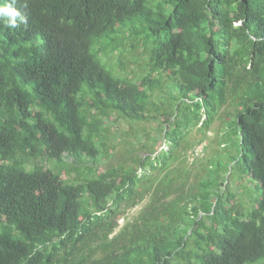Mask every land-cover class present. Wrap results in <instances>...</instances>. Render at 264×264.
Returning a JSON list of instances; mask_svg holds the SVG:
<instances>
[{
	"label": "trees",
	"instance_id": "obj_1",
	"mask_svg": "<svg viewBox=\"0 0 264 264\" xmlns=\"http://www.w3.org/2000/svg\"><path fill=\"white\" fill-rule=\"evenodd\" d=\"M0 6V264H264V0Z\"/></svg>",
	"mask_w": 264,
	"mask_h": 264
},
{
	"label": "rangeland",
	"instance_id": "obj_2",
	"mask_svg": "<svg viewBox=\"0 0 264 264\" xmlns=\"http://www.w3.org/2000/svg\"><path fill=\"white\" fill-rule=\"evenodd\" d=\"M137 26H140V22L139 21H136V22H134V21H128L127 24H126V27H128V28H131V27L136 28ZM141 36H142V34H141ZM143 46L145 47V46H147V44H143ZM128 54H129V52H128ZM106 67L109 70H111V68L109 66H106ZM112 70L114 72H116L115 74H117V75H118V73H121V71H118L115 68L112 69ZM133 71H139V69L136 68V64H134ZM146 72H147V67H145V69L143 71V74H145ZM155 96L156 95L154 94L153 98ZM157 99L158 98H156V100ZM220 122H221L220 120H217L214 123V125H213V129L208 132L209 139L208 140H205L202 144L198 145L195 148L194 155L195 156H198V159H200V158H206L207 156H210L214 150L223 148L224 145H222L221 143H219V139L216 137L217 136V133L221 130V127H220L221 123ZM129 128H130V126L128 124H126V123H122L119 126L118 135L124 134V136H122V140H123L124 137L132 138L131 135H130V133H129ZM194 135H197V133H194ZM158 139H159V137H158V134L156 132H151V134H149L148 137L145 136L143 138V140L139 139L138 136H137V137H135L134 141L136 140L138 143L135 144L134 147L135 148H138V147L139 148H145V149H146V147L147 148H152V147L156 146V144L158 143ZM143 142H146L147 143L145 147L143 146ZM164 146H165V141H163L162 143H160L157 147H159L158 149H161ZM205 146H207V147H205ZM116 152H117L116 153V156L112 158V161H103V162H101V163L98 164V167L99 168L101 167V169H103L106 166H108L110 163H116V160L118 158V154L120 152V148L119 147L116 149ZM192 158L193 157L191 156L190 157V160H192ZM199 164L200 163H199V160H198V165ZM236 185H237V187H235V190H236V192H238V197L241 200L246 201L247 200V193L245 192L244 185L243 184L242 185L236 184ZM143 205H144V203L141 204V205H139L138 207L134 208L133 210H131L128 213V216L131 218L137 211H139L143 207ZM120 223L121 224H124V219L123 218H121Z\"/></svg>",
	"mask_w": 264,
	"mask_h": 264
},
{
	"label": "clouds",
	"instance_id": "obj_3",
	"mask_svg": "<svg viewBox=\"0 0 264 264\" xmlns=\"http://www.w3.org/2000/svg\"><path fill=\"white\" fill-rule=\"evenodd\" d=\"M0 15H8L11 17V20L6 22L8 26L17 25L15 18L19 15V13L14 8L8 6H0ZM21 20H23V17H21Z\"/></svg>",
	"mask_w": 264,
	"mask_h": 264
}]
</instances>
